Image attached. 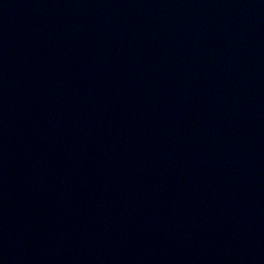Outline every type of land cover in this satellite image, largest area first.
Masks as SVG:
<instances>
[{"label": "water", "instance_id": "95a60500", "mask_svg": "<svg viewBox=\"0 0 264 264\" xmlns=\"http://www.w3.org/2000/svg\"><path fill=\"white\" fill-rule=\"evenodd\" d=\"M0 264H264V0H0Z\"/></svg>", "mask_w": 264, "mask_h": 264}]
</instances>
